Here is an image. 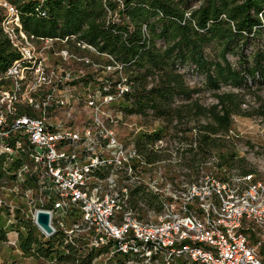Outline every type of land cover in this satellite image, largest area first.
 I'll list each match as a JSON object with an SVG mask.
<instances>
[{
  "label": "built area",
  "instance_id": "2783aa9c",
  "mask_svg": "<svg viewBox=\"0 0 264 264\" xmlns=\"http://www.w3.org/2000/svg\"><path fill=\"white\" fill-rule=\"evenodd\" d=\"M0 5L7 15L3 31L18 53L0 72V158L6 174L0 186L12 180L29 187L36 181L54 234L63 231L66 244L79 238L89 249H105L93 264L103 256L110 264H264L263 180L254 172L218 167L213 155L190 183L162 188L157 177L143 184V155L135 144L118 140L112 128L116 118L109 107L129 91L121 67L76 36L26 32L17 7L6 0ZM43 44L58 59L44 54ZM76 50L103 54L111 76L95 82L96 74L75 71L72 58L93 64ZM136 185L159 199L155 218L139 214L144 204L131 207ZM36 215L22 216L35 221ZM38 259L71 264L56 256Z\"/></svg>",
  "mask_w": 264,
  "mask_h": 264
},
{
  "label": "trees",
  "instance_id": "16d2710c",
  "mask_svg": "<svg viewBox=\"0 0 264 264\" xmlns=\"http://www.w3.org/2000/svg\"><path fill=\"white\" fill-rule=\"evenodd\" d=\"M6 1L17 7L26 32L44 38L76 36L112 56L129 86L118 104L126 115H151L167 124L176 120L175 127L182 125L185 118H206L208 121L199 124L190 135L181 137L189 143L182 151V164L191 167L194 176L199 175L201 164L214 153L218 159L216 166L239 168L240 174L252 172L245 160L237 156L233 142L225 138L232 114L240 112L241 96L217 91L221 84L249 88L248 78L264 80V51L257 50L249 58H239L238 67L232 66L226 55L238 47L242 52V43L262 34L264 0ZM6 17L5 8L0 6V72L18 56L2 28ZM212 41L219 45L218 58L213 60L205 52ZM187 65L204 74L205 85L213 90L218 104L207 108L194 98L202 88L187 85L185 74L180 72ZM115 74V80L119 81L118 73ZM163 134V129H158L136 136L135 146L146 162L159 159L153 145ZM2 161L0 158V181L6 175ZM185 175L190 181L195 179L190 173ZM130 194L132 208L137 207V197L154 210L161 207L157 196L141 185L131 189ZM11 227L22 252L35 258L56 256L59 262L93 264L105 250L89 249L79 238L76 243L66 244L63 231L47 238L33 218L20 214L15 215ZM8 232L0 229L1 239L12 234ZM66 248L70 250L67 254Z\"/></svg>",
  "mask_w": 264,
  "mask_h": 264
},
{
  "label": "rangeland",
  "instance_id": "374dc122",
  "mask_svg": "<svg viewBox=\"0 0 264 264\" xmlns=\"http://www.w3.org/2000/svg\"><path fill=\"white\" fill-rule=\"evenodd\" d=\"M242 44V52L239 50L240 47H238L226 54L228 60L234 67L240 65L239 58H244V56L249 58V56L257 50L264 51V31H262V34H259L258 37H251ZM39 49L42 50L44 54L48 52L51 60L58 59V55L54 54V51L50 50L51 48L46 45H39ZM205 52L212 60L217 59L219 52L218 43L216 41L210 42L206 46ZM77 53L80 56H86L92 59L93 64H98V66L92 63L80 64L75 61V58H72L73 60L70 59V63L75 71L78 72L83 69L86 73L96 74L98 77L95 82H100L106 77L111 76V74L104 69L108 59L103 54L98 55L93 52L83 53L79 50ZM180 72L185 74V81L188 86L202 88V91L194 95V98L199 99L201 105L208 108L218 104V100L213 95V90L208 89L205 85L204 74L188 65L181 68ZM248 84L250 85L249 88L244 86L236 87L228 83L221 84L217 92H234L241 96L242 103L240 112L238 114H232V124L225 133V138L233 142L237 156L245 160L246 167L252 169V172L256 174V178L264 181V80L253 81L248 78ZM118 106L119 105L109 107V111H111L116 118V122L113 124L112 128L117 139L122 141L127 147L134 145L136 136L142 132L163 129L164 134L161 141L153 145L154 152L159 155V159L151 163L144 160L145 163L141 166L142 172L140 175L143 184L147 185L152 183L159 177L157 178L158 182L161 184L162 188H164L169 183H176V185L190 183L189 178L185 175L188 173L192 174L190 177L193 176L192 178H198L200 171H198V176H196V174L194 176L193 169L182 164V151L189 146V143L182 140L181 137L190 135L189 133L193 132V129L196 130L199 124L208 121L206 118L201 117L198 120H194L193 117L185 118L182 121V125L175 127L173 124L176 120L171 124H167L165 121L154 118L151 115H126L123 111H120V107ZM193 146H195V144H193ZM184 154L188 156L187 153ZM213 155L217 156V153ZM236 169L238 172L239 168ZM134 187L135 186H132L131 189H134ZM133 197L136 198V196ZM0 199L2 200V203H0V229L9 230L10 232L8 233L10 234L12 233V230H10L12 229L10 221H13L12 214L21 213L22 215L35 217L37 211L42 209L41 204L43 203L44 194L36 181L34 184L26 187L20 182L8 180L0 186ZM140 203L144 204L145 207L141 208L139 214L145 217L146 220L155 218L159 210L150 208L142 199L137 197L135 205L138 206ZM67 223H70V221ZM43 236H45V234H43ZM9 237L10 241L8 239H0L1 264H55L51 260L38 259L25 255L20 249L19 240L15 238L14 233L10 234ZM96 264H110V262L106 256H103L98 258ZM129 264L139 263L130 262Z\"/></svg>",
  "mask_w": 264,
  "mask_h": 264
},
{
  "label": "water",
  "instance_id": "95a60500",
  "mask_svg": "<svg viewBox=\"0 0 264 264\" xmlns=\"http://www.w3.org/2000/svg\"><path fill=\"white\" fill-rule=\"evenodd\" d=\"M37 226L48 236H52L55 233V228L52 225L51 213L47 210L40 209L36 215Z\"/></svg>",
  "mask_w": 264,
  "mask_h": 264
}]
</instances>
